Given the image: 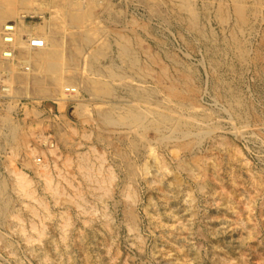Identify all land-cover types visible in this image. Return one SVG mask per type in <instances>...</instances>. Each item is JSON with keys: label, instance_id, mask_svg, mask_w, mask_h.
Returning <instances> with one entry per match:
<instances>
[{"label": "rangeland", "instance_id": "1", "mask_svg": "<svg viewBox=\"0 0 264 264\" xmlns=\"http://www.w3.org/2000/svg\"><path fill=\"white\" fill-rule=\"evenodd\" d=\"M7 1H10L4 5L7 10L14 6L15 12L21 10L20 0ZM29 1L39 11L25 16L19 22L20 27L26 29L24 33L35 34L39 30L48 35L47 50L60 53L63 73L64 69L74 71L80 79L81 89L79 95L72 92L60 104L57 100L60 96L58 84L50 79L47 81L41 73L46 89L42 94L34 91L32 81L28 85L15 83V79L14 84H10L9 95L0 90V116L6 115L5 108L10 110L7 115L12 114L11 122L17 125L10 144L3 143L0 129V173L9 177V168L21 171L32 182L30 188L34 196L40 199L25 195L26 198L19 190H9L11 207L5 219L0 221V264H264V0ZM183 2L191 4L193 16L182 9L180 4ZM76 3L85 8L82 21L77 20L81 15L76 13ZM8 15L14 18L17 14L11 15L10 12ZM129 37H133V41ZM125 38L132 43L130 47L142 61L147 56L144 52L152 51L155 55L163 54L172 74L185 69L199 103L198 114H202L200 118L204 121L187 115L184 118L192 121L191 124L198 129L202 127L209 131L196 136V142H191L193 145L189 144L180 151L175 146L178 141L162 142L161 146L153 142L157 137L153 130L145 132L151 142L145 147L141 143L138 151L135 150L139 172L136 184H130L131 189L136 187L131 198L124 194L128 182L124 181L117 161L118 140L128 138L127 128L123 124L117 128L118 124H115L106 127L109 132L98 133L97 123L83 121L85 118L78 110L83 103L95 120L105 110L118 116L129 108L131 97L128 96L133 89L145 93L158 85L162 91L166 85L148 78L140 82L139 87L140 83L126 78V74H134V70L120 47L125 44ZM238 48L242 49L239 51ZM110 60L114 62V69L109 65ZM37 64L33 62L32 68L37 69ZM154 67L157 71V65ZM112 72L117 75L112 76ZM140 73L144 75L142 69ZM68 78L65 74L60 76L61 82ZM16 87L21 88L17 90L20 94L16 93ZM155 94L157 99L161 98L159 93ZM134 103L144 112L148 107L153 108V112L164 111L143 101ZM208 111L213 118L205 121ZM147 115L150 120L152 115L155 116L152 113ZM42 135L52 141L53 147L38 141ZM106 140H109V146ZM31 149L36 152L37 160L47 164L46 170L53 171L55 181L63 186V192L62 189L60 192L64 195H53V190L46 189L43 170L36 169ZM170 151L177 153L173 152L174 156ZM80 154L86 157L89 169L90 164L94 163L97 168L98 163L103 162L99 164L103 167L102 173L91 167L92 174L97 172L96 176H106L112 172L111 179L101 182L105 186L101 184L98 189L95 184L96 189H93V181L84 179L78 163L84 161L80 160ZM65 161L67 164L64 165ZM181 161L194 168L198 176L184 170ZM77 167L82 171L76 170ZM176 176L178 185L175 184ZM107 183L112 184L108 186ZM18 194L22 197L19 198ZM79 196L82 200L76 199ZM129 205L133 208L134 223L125 212Z\"/></svg>", "mask_w": 264, "mask_h": 264}, {"label": "bare ground", "instance_id": "2", "mask_svg": "<svg viewBox=\"0 0 264 264\" xmlns=\"http://www.w3.org/2000/svg\"><path fill=\"white\" fill-rule=\"evenodd\" d=\"M13 1V0H12ZM11 1V2H12ZM46 1V0H45ZM190 1V0H189ZM10 1H7V0H0V83L3 84L4 86L1 85L0 87V90L1 91H7V94L10 93V84L13 83L14 84V79H15V83H22V82H25V83H28V85L31 84V81L33 84H35L34 86V91L37 93V94H42L46 89L44 87V79L46 78L47 81L48 79L53 80L54 83L58 84V93H59V98H57V100L60 102V104H63L65 101V98L67 95L71 94L72 92H75L76 93V96L79 95L80 93V89L81 87H79L80 85V79L77 77V75L75 74L74 71L70 70V69H64V73H63V70H62V62L60 60V53L56 50H47V45H48V38L46 36L45 33H42L38 30V32H36L35 34H31V33H24L26 32V29L23 28V27H20L19 25V22H22L23 21V18L27 15H35L36 13H38L39 10H37L38 8L37 7H34L31 6L32 3L29 1V0H20V7H21V10L20 11H16L15 12V8L16 6L13 7V9H8L7 10V6H4L6 3H8ZM41 2V1H40ZM64 2V1H63ZM142 2V1H141ZM171 2V1H170ZM194 2V1H193ZM100 3V2H99ZM173 3V2H172ZM9 4V3H8ZM17 4V2H16ZM38 4V3H37ZM13 5V4H12ZM53 5V4H52ZM163 5V4H162ZM193 5V4H192ZM262 5V4H261ZM91 6V5H90ZM171 6V5H170ZM174 6V4H173ZM172 6V7H173ZM180 6L182 7V9H185L186 11H188V13L190 12L191 15L193 16L195 13H194V10H193V7L191 6V4L189 2H183L180 4ZM11 7V6H10ZM9 7V8H10ZM50 7V6H49ZM76 13H79L81 16L79 18H77V20L79 21H82L83 18H85V16H82L85 8L82 7L81 4H78L76 3ZM177 9V8H176ZM172 10V9H171ZM179 11V10H178ZM11 12V15L13 14H17L14 18H11L8 14H10ZM43 12V11H42ZM46 12V11H45ZM158 12V11H157ZM159 13V12H158ZM168 13V12H167ZM172 13V12H171ZM178 13V12H177ZM176 13V14H177ZM227 13V12H226ZM238 13V12H237ZM242 12H240L239 14H241ZM47 14V13H46ZM181 15V13H179ZM229 14V13H228ZM239 14H238V17H239ZM170 15V14H169ZM179 15V17H180ZM226 15V14H225ZM171 16V15H170ZM177 16V15H176ZM187 16V15H186ZM190 16V15H189ZM191 16V17H192ZM224 16V15H223ZM227 16V15H226ZM225 16V18L227 19V17ZM243 16V15H242ZM10 17V18H8ZM178 17V18H179ZM220 17V16H219ZM244 17V16H243ZM15 18H19V20L15 19ZM52 18V17H51ZM176 18V17H175ZM189 18V17H188ZM194 18V17H192ZM232 18V17H231ZM240 18H242L240 16ZM122 19V17H121ZM196 19V18H194ZM224 19V18H223ZM222 19V20H223ZM229 19V18H228ZM62 20V19H61ZM76 20V22H77ZM179 20V19H177ZM190 20V19H189ZM221 20V19H220ZM242 21L243 19H239V21ZM191 21V20H190ZM196 21V20H195ZM200 21V20H199ZM225 21V20H224ZM235 22L233 23L235 25L236 23V20H234ZM25 22V21H24ZM53 22V21H52ZM137 22V21H136ZM63 23V22H62ZM78 23V22H77ZM187 23V22H186ZM192 23V22H191ZM241 23V22H240ZM82 26H84V24L81 22ZM80 24V25H81ZM124 24V23H123ZM130 24V23H129ZM132 25V24H131ZM152 25V24H151ZM133 26V25H132ZM138 26V25H137ZM192 26V25H191ZM186 27V26H185ZM146 28V27H145ZM145 28H144V31H145ZM198 28V27H197ZM86 29V28H85ZM88 29V28H87ZM142 29V28H141ZM140 29V30H141ZM204 29V28H203ZM56 30V29H55ZM70 30V29H69ZM72 30V29H71ZM84 30V29H83ZM132 30V29H131ZM100 31V30H99ZM102 31V29H101ZM138 31V30H137ZM142 31V30H141ZM85 32V31H84ZM128 32V31H127ZM140 32V31H139ZM146 32V31H145ZM149 32V31H148ZM196 32V31H195ZM194 32V33H195ZM86 33V32H85ZM144 33V32H143ZM147 33V32H146ZM154 33V32H153ZM193 33V34H194ZM122 34V33H121ZM134 34V33H133ZM132 34V35H133ZM145 34V33H144ZM232 34V33H231ZM125 35V34H124ZM127 35V34H126ZM150 35V34H149ZM236 35V34H235ZM122 36V35H121ZM197 36V34H196ZM11 37V38H10ZM127 37V36H126ZM135 37V36H134ZM233 37V36H232ZM238 37V36H237ZM65 38V37H64ZM121 38H124V37H121ZM120 38V39H121ZM131 38V37H129ZM133 38V37H132ZM131 38V39H132ZM234 38V37H233ZM232 38V39H233ZM236 38V36H235ZM234 38V39H235ZM71 39V38H70ZM77 39V38H76ZM137 39V37H136ZM140 39V38H139ZM228 39V38H227ZM233 39V41H234ZM53 40V39H52ZM56 40V39H55ZM128 39L125 38V44H122V52L123 54H125L127 57H128V61L130 63L129 66H133V69L134 70V74H126V78L127 79H130L131 81L135 82V83H140L142 81H146L148 78H152V79H155L156 82L158 83H166V85L164 84V88L162 87V91L159 90V87L158 85L156 87H153L152 90L150 92H148L147 90L145 91V93L143 92H138V90L136 91L135 89L132 90V92L130 93V96L128 97H131V102L129 103V108L126 110V112L124 113H121L119 114L118 116H116L117 114H113V112L109 111V110H105V111H101L100 114H99V118L98 119H93L91 117V114H90V110L89 108L87 107V105L81 103L79 105V111H80V114L85 118L83 119L84 120H88V121H93L94 123L96 122L97 123V127L98 128V133L101 132L102 134L105 132H109L107 131L108 128L106 129V127L108 126H114L115 124H118V126H115L117 128H120L119 127V124H121V127H122V124L124 125V127L127 128V136L128 138L125 140L123 139H119V145L117 147L120 148V150L118 151V163L121 165V169L123 171V173L121 175L124 174V181L126 180L128 182V185L127 187L124 189V194L126 196H128V198L134 196V190L130 188V184H133L135 183L136 184V180H137V175H138V172H139V168L137 167V164L135 162L136 160V155H135V150L137 149L138 151V148H139V145L141 143H143V145H141L142 147L145 145V144H149L150 145V142L148 137L146 136L145 132H147L148 130H153L155 135H153L156 140H153L156 141L157 144L161 145L160 143L162 142H166L168 143L169 141H178L176 142L175 146L176 148L179 150V149H183V148H187L189 146V144L193 145V143H195L196 141H194V139L196 138V136H202L201 133H208L209 131H205L203 129H201L199 126V129L195 126H193V124H191L192 121H189V120H186L184 118L185 115H187L188 117L192 118V119H195V120H203L200 118L201 115L198 114V104H197V98L194 96V92H192V86H191V80L189 78V75L186 74V71H184L183 69H181V71H178L176 70V74H172L170 72V67L165 63L164 59H163V54L162 56L161 55H155V53H152V51H145V49H143L146 53V59L145 60H141L140 59V56H138V53L137 55L134 53V50H132L133 47H130L132 43L129 42V40L127 41ZM141 40V39H140ZM145 40V39H144ZM237 40V38H236ZM79 41V40H78ZM133 41V39H132ZM131 41V42H132ZM135 41V39H134ZM228 41V40H227ZM238 41V40H237ZM236 41V42H237ZM72 42V41H71ZM162 42V41H161ZM142 43V42H141ZM165 43V42H164ZM235 43V42H234ZM96 44V43H95ZM138 44H140L138 42ZM161 44V43H160ZM159 44V46H160ZM227 44V43H225ZM67 45V44H66ZM65 45V46H66ZM235 45V44H234ZM119 46V45H118ZM135 47V46H134ZM140 47V46H139ZM138 47V48H139ZM147 47V46H146ZM167 47V46H166ZM239 47V46H238ZM76 48V47H75ZM84 48V47H83ZM88 48V47H87ZM163 48V47H162ZM120 49V50H121ZM237 49V48H236ZM240 48H238L239 50ZM242 49V48H241ZM240 49V50H241ZM77 50V49H76ZM119 50V51H120ZM139 50V49H138ZM142 50V48H141ZM168 50V49H167ZM239 50V51H240ZM61 51V49H60ZM140 51V50H139ZM238 51V52H239ZM245 51V49H244ZM143 52V51H142ZM141 52V53H142ZM107 53V52H106ZM143 53V54H144ZM161 53V52H160ZM165 54V52H162ZM167 53V52H166ZM171 53V52H170ZM242 53V51H241ZM240 53V54H241ZM74 54V53H73ZM78 55V54H77ZM109 55V54H108ZM145 55V54H144ZM69 56V55H68ZM79 56V55H78ZM123 56V55H122ZM172 56V55H171ZM142 57V56H141ZM145 57V56H144ZM170 57V56H169ZM174 57V55H173ZM176 57V56H175ZM70 58V57H69ZM80 58V57H79ZM168 60V56L166 57ZM125 59V58H124ZM171 59V58H170ZM176 59V58H175ZM109 60V58H108ZM64 61V60H63ZM127 61V60H126ZM175 61V60H173ZM172 61V62H173ZM33 62L36 64V62H38L37 64V69H34L32 68L33 66ZM66 62V61H65ZM69 62V61H68ZM78 62V61H77ZM109 62V61H108ZM107 62V63H108ZM180 62V61H179ZM91 64V62H89ZM174 63V62H173ZM73 64V63H72ZM81 64V63H80ZM79 64V65H80ZM171 64V63H170ZM178 64V62H177ZM180 64V63H179ZM70 65V64H69ZM75 65V64H74ZM109 65L112 67L114 66V62L113 60H110V63ZM117 65V64H116ZM154 65H157V71H154ZM39 66H41L42 68L38 69ZM94 66V65H93ZM171 66V65H170ZM181 66V65H180ZM66 67V66H65ZM83 67V66H82ZM182 67V66H181ZM180 67V68H181ZM113 68V67H112ZM172 68V66H171ZM75 69V68H74ZM82 69V68H81ZM87 69V68H85ZM90 69V68H89ZM98 69V67H97ZM114 69V68H113ZM124 69V68H123ZM140 69H142V71H144V75L140 73ZM176 69V68H175ZM92 70V69H91ZM94 70V69H93ZM96 70V68H95ZM156 70V69H155ZM38 71H41L40 74H38ZM43 71V72H42ZM86 71V70H85ZM97 71V70H96ZM105 71V70H104ZM127 71V70H126ZM68 72V73H67ZM84 72V71H83ZM88 72V71H87ZM108 72V71H107ZM133 72V71H132ZM175 73V71H173ZM41 73H44V77H41ZM92 73V72H90ZM97 72H95L96 74ZM122 73V72H121ZM62 74H65V76H68V80L66 81H62L60 80V76ZM94 74V75H95ZM103 74V73H101ZM125 74V73H124ZM124 74H119L120 76H123ZM91 75V74H90ZM99 75V73H98ZM105 75V74H104ZM112 76H116L117 74L115 72H112L111 73ZM218 75V74H217ZM87 76V75H86ZM89 77V76H88ZM91 77V76H90ZM93 77V76H92ZM124 78V77H123ZM216 78V77H215ZM103 79V78H102ZM108 79V78H106ZM110 79V78H109ZM113 79V78H111ZM75 80V81H73ZM96 80V77L95 79ZM126 80V79H125ZM220 80V79H219ZM85 81V80H84ZM215 83H217V80H213ZM52 82V81H51ZM222 82V81H221ZM53 83V82H52ZM51 83V84H52ZM79 83V84H78ZM90 83V82H89ZM88 83V84H89ZM157 83V84H158ZM219 83V82H218ZM217 83V84H218ZM223 83V82H222ZM11 84V85H13ZM16 85V84H15ZM134 85V83H133ZM24 86V85H23ZM55 86V85H54ZM57 86V85H56ZM76 86V87H74ZM88 86V85H87ZM136 86V85H135ZM51 87V86H50ZM129 87V86H128ZM141 87V83H140V86ZM146 87V86H144ZM20 87H16V93H17V90H19ZM118 88V87H117ZM143 88V87H142ZM148 88V87H146ZM21 89V88H20ZM56 89V88H55ZM84 89V88H82ZM88 91H90V88H86ZM139 89V88H138ZM150 90V88H148ZM29 90V88H28ZM20 91V90H19ZM18 91V93H19ZM84 91V90H83ZM153 91V92H152ZM56 92V91H55ZM120 92V91H119ZM147 92V93H146ZM155 92L159 93L161 95V98L160 99H157L156 98V94ZM13 93V91H12ZM17 93V94H18ZM46 93V92H45ZM20 94V93H19ZM48 94H51V93H48ZM122 94V93H121ZM155 94V95H154ZM9 95V94H8ZM46 95V94H45ZM73 95V94H72ZM75 95V94H74ZM159 95V96H160ZM40 96V95H39ZM49 96V95H48ZM225 96H227L225 94ZM34 97V96H33ZM44 97V96H43ZM84 97V96H83ZM143 97V98H142ZM13 98V97H12ZM36 98V97H35ZM82 98V97H81ZM80 98V99H81ZM97 98V97H96ZM112 98V97H111ZM17 99V98H16ZM27 99V98H26ZM47 99V98H46ZM45 99V100H46ZM85 99V98H84ZM155 99V100H154ZM217 99V98H216ZM20 100V99H19ZM119 100H122V99H119ZM124 100V99H123ZM154 100V101H153ZM219 100V99H218ZM35 101V100H34ZM39 101V99H38ZM69 101V100H68ZM133 101H143L145 102L148 106H152L155 105L161 109H163L164 111H155L153 112V108H150L148 107L149 109H147V112H144L143 111V108H140L139 105L137 104H132ZM217 101V100H216ZM101 102V101H100ZM10 103V102H8ZM24 103V102H23ZM35 103V102H34ZM78 103V102H77ZM76 103V104H77ZM80 103V102H79ZM37 104V103H36ZM33 105V103H32ZM39 105V104H38ZM113 105V104H112ZM124 105V104H123ZM126 105V104H125ZM18 106V105H16ZM27 106V105H26ZM49 106V105H48ZM66 106V105H65ZM118 106V105H117ZM142 106V105H141ZM230 106V105H229ZM233 106V105H232ZM5 107V106H4ZM91 107V106H90ZM147 107V106H146ZM15 108V106H14ZM31 108V107H30ZM29 108V109H30ZM37 108V107H36ZM40 108V107H39ZM73 108V106H72ZM71 108V109H72ZM77 108V107H76ZM75 108V109H76ZM113 108V107H112ZM122 108V107H120ZM124 108V107H123ZM156 108V107H155ZM187 108V109H186ZM202 108V107H201ZM204 108V107H203ZM202 108V109H203ZM231 108V107H230ZM10 109V108H9ZM17 109V108H16ZM42 109V108H41ZM66 109V108H65ZM69 109V107H68ZM74 109V108H73ZM146 109V108H145ZM235 108H233L234 110ZM6 111V115H1L0 116V129H2V134H3V143L5 144H10L12 143V140L14 138V135H15V130L16 129V124L15 123H12L11 122V119H12V114L10 115H7L8 109H4ZM45 110V109H44ZM156 110V109H155ZM200 110V109H199ZM207 110V109H206ZM72 111V110H71ZM116 112V110H114ZM205 111V110H204ZM216 111V110H215ZM231 111V110H230ZM237 111V110H236ZM17 112V111H16ZM76 112V111H75ZM119 112V111H118ZM122 112V111H121ZM202 112V111H201ZM200 112V113H201ZM206 112V111H205ZM204 112V114H205ZM209 112V116L208 117H205L207 118V120L205 121H209L210 119L213 118V115H210V111ZM207 112V114H208ZM78 113V112H77ZM147 113H152L154 114L155 116H151V119H148V116ZM258 113V112H257ZM25 114V113H24ZM23 114V115H24ZM29 114V112H28ZM27 114V115H28ZM51 114V113H50ZM74 114V113H73ZM198 114V115H197ZM212 114V113H211ZM214 114V112H213ZM248 114V113H247ZM263 114V113H262ZM32 115V114H31ZM67 115V114H66ZM76 115V114H75ZM250 115V114H249ZM3 116V117H2ZM44 116V114H43ZM79 116V115H78ZM25 117V116H23ZM55 117V116H54ZM80 117V116H79ZM35 118V117H34ZM64 118V117H63ZM66 118V117H65ZM262 118V117H261ZM38 119V118H37ZM53 119V118H52ZM72 119V118H71ZM82 119V118H81ZM264 119V118H263ZM33 120V119H32ZM67 120V119H66ZM262 120V119H261ZM80 121V120H79ZM204 121V120H203ZM14 122V120H13ZM21 122V120H20ZM26 122V121H25ZM24 122V124H25ZM66 122V121H65ZM71 122V121H70ZM64 123V122H63ZM84 123V122H83ZM82 123V124H83ZM87 123V122H86ZM85 123V124H86ZM54 124V123H53ZM73 125V124H72ZM81 125V124H79ZM88 125V123H87ZM44 126V125H43ZM84 126V125H82ZM27 127V126H26ZM25 127V128H26ZM64 127V126H63ZM87 127V126H86ZM90 127V126H89ZM194 127L196 130H193ZM44 128V127H43ZM61 128V127H59ZM95 129V128H94ZM116 129V128H115ZM114 129V130H115ZM122 129V128H121ZM41 130V128H40ZM39 130V131H40ZM52 130V129H51ZM85 130V129H83ZM93 130V129H92ZM109 130H111V128H109ZM1 131V130H0ZM33 131V129H32ZM37 131V130H36ZM74 131V129H73ZM95 131V132H97ZM196 131V132H194ZM34 132V131H33ZM54 132V131H53ZM78 132V131H77ZM81 132V131H80ZM112 132H114L112 130ZM126 132V131H125ZM213 132V131H212ZM32 133V132H31ZM111 133V131H110ZM30 134V133H29ZM33 134V133H32ZM37 134V133H36ZM44 134V133H43ZM121 135V133H119ZM123 134V133H122ZM212 134V133H211ZM17 135V134H16ZM97 134H95L96 136ZM100 136V134H98ZM106 135V134H104ZM103 135V136H104ZM31 136V135H30ZM35 136V135H34ZM112 136V135H111ZM110 136V138H111ZM118 136V135H117ZM32 137V136H31ZM37 137V136H35ZM124 137V136H123ZM206 137V136H205ZM101 138V137H100ZM105 137H103L102 140H105L104 139ZM107 138V136H106ZM114 138V137H113ZM151 137V139H153ZM198 138V137H197ZM204 138V137H203ZM109 139V138H107ZM112 139V138H111ZM118 139V138H117ZM110 140V139H109ZM109 140L107 142V140L105 142H107L106 144H108L107 146H109ZM33 141V140H32ZM42 144L46 145V146H49V147H53V144H52V141L47 138V136H40L39 137V140ZM149 141V142H148ZM192 141H194L193 143H191ZM198 141H201L198 139ZM116 142V141H115ZM118 143V142H117ZM166 143H163L164 145ZM198 143V142H197ZM154 144V143H153ZM105 145V144H104ZM170 145V144H169ZM113 146V145H112ZM167 146V144H166ZM140 147V148H142ZM145 147V146H144ZM148 149L149 146H147ZM165 147V146H164ZM163 147V148H164ZM8 148V147H7ZM12 148V147H10ZM48 148V147H47ZM114 148V147H113ZM13 149V148H12ZM109 149V148H107ZM118 149V148H117ZM153 149V148H152ZM151 149V151H152ZM50 151H52V149L50 148L49 149ZM115 150V149H114ZM144 150V149H143ZM105 151V150H104ZM107 151V150H106ZM155 151V150H153ZM180 151V150H179ZM53 152V151H52ZM112 152V150L110 151ZM115 152V151H114ZM117 152V151H116ZM115 152V153H116ZM172 153V155L175 156L174 153H177L175 151H170ZM7 153V152H6ZM31 156L35 158L34 160V164H35V167L36 169H40V171L42 172L43 170V175L41 174V176H43L45 179V183H46V189H50V190H53V195L54 194H61L63 192V186L60 187L58 185V181H55V177H53L52 173L53 172L52 170L50 171L49 170H46V167L48 168L47 164H44L42 163L41 160H37L36 158V152L31 149ZM113 153V152H112ZM11 154V153H9ZM13 154V153H12ZM104 154V153H102ZM106 154V153H105ZM137 154V153H136ZM153 154V153H152ZM81 157H80V160H84V161H79L78 163L80 164V167L83 169V177L84 179H88L90 181H93L92 184H94V188L93 189H96L95 187V184L97 185V188L99 189L102 185L105 186V184H102L101 182H105L107 179H111L112 178V172L109 174H105L106 176H100L99 173L101 174L102 173V166H99L100 163L103 164V162H100L98 163V175L99 176H96L97 172L96 173H91V169L93 168L94 170H96L97 168H94V163L93 164H90L92 166H90V169L88 167V164H86L87 161H85V158H83L84 155L80 154ZM97 155V153H96ZM116 155V156H117ZM143 155V154H142ZM177 155V154H176ZM9 156V155H8ZM99 156H102V155H99ZM104 156V155H103ZM102 156V158H103ZM109 156V155H108ZM158 157V156H157ZM99 158V157H98ZM139 158V157H138ZM180 158V157H179ZM101 159V158H100ZM116 159V158H115ZM175 159H178V158H175ZM89 160V158H88ZM102 160V159H101ZM98 159V161H101ZM105 160V159H104ZM180 160V159H179ZM8 161V160H7ZM53 161V160H52ZM64 161V160H63ZM71 161V160H70ZM69 161V162H70ZM97 161V162H98ZM103 161V160H102ZM108 161V160H107ZM113 161V160H111ZM55 162V160H54ZM82 162V163H81ZM106 162V161H105ZM116 162V161H115ZM9 163V161H8ZM77 163V162H75ZM90 163V162H88ZM117 163V164H118ZM5 164V163H4ZM3 164V165H4ZM67 164L66 161L64 163V165ZM72 164V163H71ZM106 164V163H105ZM112 164H115V163H112ZM9 165V164H8ZM75 165V164H74ZM77 165V164H76ZM180 165L181 167H183L184 170H187L189 174H192L194 177L198 174L197 173H194V168H192L191 166H187L188 164L185 165L184 161H181L180 162ZM2 166V165H1ZM119 166V165H118ZM9 167V166H7ZM73 167V166H72ZM92 167V168H91ZM102 167V168H101ZM74 168V167H73ZM79 167H77L76 170H79L78 169ZM105 168V167H104ZM109 168V167H108ZM8 169V168H7ZM45 169V171H44ZM114 169V168H113ZM117 169V168H116ZM54 170V169H53ZM112 170V169H111ZM110 170V171H111ZM7 171V170H6ZM56 171V170H55ZM60 171V170H58ZM80 171V170H79ZM78 171V172H79ZM82 171V170H81ZM80 171V172H81ZM108 171V170H107ZM116 171V170H115ZM120 171V170H119ZM118 171V172H119ZM8 176H2L0 173V221L4 220L5 219V215L7 214L8 210H10V207H11V202H10V196L9 195V190L12 189L13 190H16V191H20L21 195L23 196H29V198H32L34 200H38L35 196H34V191L31 190L30 188V179H28V177H26V175L24 173H22L21 171H18L16 169H10L8 170ZM39 173V172H38ZM55 173V172H54ZM59 173V172H58ZM57 173V174H58ZM120 173V172H119ZM11 175V177H10ZM60 175V174H59ZM65 175V174H64ZM54 176H58V175H55ZM93 176L95 177V179L93 178ZM63 179H65V177L63 176H60ZM59 177V178H60ZM123 177V176H121ZM115 178V177H113ZM57 179V178H56ZM82 179V178H81ZM121 179V178H120ZM123 179V178H122ZM61 180V179H60ZM67 180V178H66ZM83 180V179H82ZM41 181V180H40ZM69 181V180H68ZM84 181V180H83ZM110 180H108L107 182H109ZM125 181V182H126ZM85 182V181H84ZM87 182V181H86ZM89 182V181H88ZM111 182V181H110ZM44 183V184H45ZM60 183V181H59ZM67 184V182H65ZM62 184V183H61ZM82 184V182H81ZM102 184V185H101ZM108 184V183H107ZM112 184V183H111ZM111 184H108L111 185ZM126 184V183H125ZM175 184L178 185L179 184V180H178V177L176 176L175 177ZM33 185V184H32ZM173 185H174V182H173ZM36 186V185H35ZM45 186V185H44ZM70 186V185H69ZM90 186V185H89ZM103 186V187H104ZM125 185H123L124 187ZM113 187V186H112ZM115 187V186H114ZM34 188V187H33ZM43 188V187H42ZM92 188V187H90ZM89 188V189H90ZM107 188V187H106ZM116 188V187H115ZM134 188V187H133ZM35 189V188H34ZM45 189V190H46ZM62 189V192H60V190ZM77 189V188H76ZM81 189V187H80ZM79 189V190H80ZM97 189V190H98ZM104 189V188H102ZM101 189V191H102ZM108 189V188H107ZM106 189V191H107ZM43 190V189H42ZM78 189L76 190L79 191ZM92 190V189H91ZM115 190V189H114ZM113 190V191H114ZM121 190V189H120ZM65 191V190H64ZM74 191V189H73ZM80 191H83V189H81ZM96 191V190H95ZM100 191V192H101ZM112 191V190H111ZM89 192V191H88ZM105 192V190H104ZM110 192V190L108 189V193ZM14 193V192H12ZM17 193V192H16ZM36 193V192H35ZM38 193V192H37ZM52 193V192H51ZM77 193H80V192H77ZM76 193V194H77ZM84 193V192H83ZM92 193V192H90ZM97 193V192H96ZM103 193V192H102ZM18 194V197L21 198L22 196ZM39 194V193H38ZM63 194V193H62ZM65 194V193H64ZM63 194V195H64ZM75 194V193H74ZM73 194V195H74ZM104 194V193H103ZM106 194V193H105ZM17 195V194H16ZM55 195V196H56ZM67 195V194H66ZM78 195V194H77ZM124 195V196H125ZM136 195V194H135ZM25 196V197H26ZM39 196V195H37ZM76 196V195H75ZM81 196V195H80ZM79 197H76L79 198L80 200H82L81 198ZM96 196V195H95ZM99 196V195H98ZM27 198V197H26ZM58 198V196H57ZM102 198V197H101ZM73 199V198H72ZM75 199V201H76ZM84 199V198H83ZM135 199V197H134ZM19 200V199H18ZM40 200V199H39ZM25 201V200H24ZM28 201V200H27ZM20 202V200H19ZM23 201H21L22 203ZM26 202V201H25ZM24 202V204H25ZM29 202V201H28ZM26 202V203H28ZM42 202V201H40ZM80 202V201H79ZM82 202V201H81ZM83 202H85V200H83ZM39 203V202H37ZM78 204V200L76 202ZM86 203V202H85ZM30 205V209L33 211L35 208L32 206V204H29ZM41 205V204H40ZM28 206V204L26 205V207ZM44 206V205H43ZM78 206V205H77ZM80 206V205H79ZM46 207V204L44 206V208ZM127 210L125 212H127V215H128V218L131 219L132 223H134V212H133V208L129 205L127 206ZM29 208V207H27ZM85 208L83 207V210ZM30 210V211H31ZM35 211V210H34ZM85 211V210H84ZM88 212V211H87ZM86 212V213H87ZM35 213V212H33ZM90 213V211H89ZM19 214V213H18ZM105 216V215H104ZM109 216V215H108ZM17 217V221H19V217ZM64 217V216H63ZM107 217V215H106ZM129 219V220H130ZM67 221V220H66ZM65 221V222H66ZM17 223V222H16ZM1 224V223H0ZM63 224H64V221H63ZM63 224L61 225V227L63 226ZM136 224V223H135ZM66 225V223H65ZM64 225V226H65ZM134 225V224H133ZM5 226H6V222H5ZM17 226V225H16ZM4 227V225H3ZM19 227V226H18ZM20 228V227H19ZM132 228V227H131ZM135 228V226H134ZM131 230V229H130ZM1 232V231H0ZM3 234V232H2ZM2 236V235H0Z\"/></svg>", "mask_w": 264, "mask_h": 264}, {"label": "built area", "instance_id": "3", "mask_svg": "<svg viewBox=\"0 0 264 264\" xmlns=\"http://www.w3.org/2000/svg\"><path fill=\"white\" fill-rule=\"evenodd\" d=\"M11 38V37H10Z\"/></svg>", "mask_w": 264, "mask_h": 264}]
</instances>
